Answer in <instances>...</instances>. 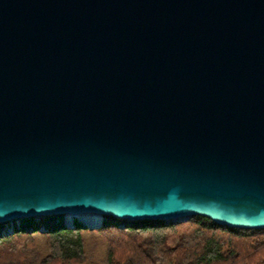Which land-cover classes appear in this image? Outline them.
Returning <instances> with one entry per match:
<instances>
[{"label": "water", "instance_id": "95a60500", "mask_svg": "<svg viewBox=\"0 0 264 264\" xmlns=\"http://www.w3.org/2000/svg\"><path fill=\"white\" fill-rule=\"evenodd\" d=\"M86 215L264 229V0H0V225Z\"/></svg>", "mask_w": 264, "mask_h": 264}, {"label": "trees", "instance_id": "16d2710c", "mask_svg": "<svg viewBox=\"0 0 264 264\" xmlns=\"http://www.w3.org/2000/svg\"><path fill=\"white\" fill-rule=\"evenodd\" d=\"M41 225L48 232L40 233ZM90 243L104 246L100 264H264V229L225 227L201 216L169 223L106 216L94 230L78 222L67 228L63 216L26 219L21 230L0 236V264H96Z\"/></svg>", "mask_w": 264, "mask_h": 264}, {"label": "built area", "instance_id": "2783aa9c", "mask_svg": "<svg viewBox=\"0 0 264 264\" xmlns=\"http://www.w3.org/2000/svg\"><path fill=\"white\" fill-rule=\"evenodd\" d=\"M86 216H92V215H86ZM86 216H80L78 218H72L70 216H65L64 217V225L67 228H75L77 222L84 225L85 227L94 230V229H100L103 226V221L104 218L100 217V220L93 224V222L84 219V217ZM71 218V219H70ZM37 222H40L41 220H43L44 218H34ZM26 220V219H19V220H14V221H10L7 223H4L1 227H0V236L1 237H7L10 236L12 234H14L16 231H19L22 229V221ZM122 227H124V224L121 225ZM39 232L40 233H46L48 232V229L46 228L45 225H41L39 227Z\"/></svg>", "mask_w": 264, "mask_h": 264}, {"label": "rangeland", "instance_id": "374dc122", "mask_svg": "<svg viewBox=\"0 0 264 264\" xmlns=\"http://www.w3.org/2000/svg\"><path fill=\"white\" fill-rule=\"evenodd\" d=\"M55 217H50V219H54ZM40 249H42L43 251L46 249V246L44 243H40ZM88 249L89 251H91L92 253H90L93 256V259L95 261L96 264H100L99 261L103 260V256H104V246L103 244H95V243H90L88 245Z\"/></svg>", "mask_w": 264, "mask_h": 264}, {"label": "bare ground", "instance_id": "6f19581e", "mask_svg": "<svg viewBox=\"0 0 264 264\" xmlns=\"http://www.w3.org/2000/svg\"><path fill=\"white\" fill-rule=\"evenodd\" d=\"M84 219L89 220V221L93 222V224H95L100 220V216H97V215L86 216V217H84Z\"/></svg>", "mask_w": 264, "mask_h": 264}]
</instances>
